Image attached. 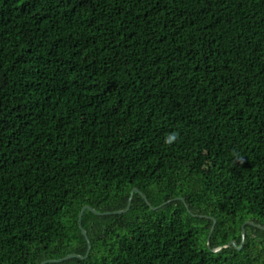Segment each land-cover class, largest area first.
<instances>
[{"label":"trees","instance_id":"obj_1","mask_svg":"<svg viewBox=\"0 0 264 264\" xmlns=\"http://www.w3.org/2000/svg\"><path fill=\"white\" fill-rule=\"evenodd\" d=\"M84 206L48 264H264V0H0V264Z\"/></svg>","mask_w":264,"mask_h":264},{"label":"water","instance_id":"obj_2","mask_svg":"<svg viewBox=\"0 0 264 264\" xmlns=\"http://www.w3.org/2000/svg\"><path fill=\"white\" fill-rule=\"evenodd\" d=\"M134 193H139V194L144 198L146 204H147L148 206L151 207V205H150V203L148 202L147 198H146L142 193H140V191H139L137 188H134V189L131 191L130 197H129V199H128V204H127V207H126L125 210L115 211V212L102 213V215H109V214L121 215V214L126 213L127 211H129L130 206H131V203H132V198H133ZM178 199L184 202L183 198H178ZM151 208H152V207H151ZM86 209L91 210L89 207L84 206V207L82 208L80 214H79V217H78L79 228L81 229V232H82L83 236L85 237V239H86V241H87V244H88V249H87V252H86L85 256H80V255H78V254H76V253H72V254H68L67 256H65V257H63V258H61V259H56V260H45V261H43L41 264H48V263H61V262L67 261V260H69V259H86V258L88 257V255H89V253H90V249H91V243H90V241H89V239H88V236H87L86 230L83 229L82 226H81L82 216H83V213H84V211H85ZM152 209H153V208H152ZM97 214H101V213H97ZM215 223H216V222H214L213 227H212V229H211V231H210V234H209V237H208V246H209V240H210L211 235H212V233H213V229H214ZM244 237H245V231L242 230V244H241V245H243ZM233 244H234L233 242H230L228 245H233ZM238 249H240V248H238ZM218 250H220V248H217V249L213 250V252H216V251H218Z\"/></svg>","mask_w":264,"mask_h":264},{"label":"clouds","instance_id":"obj_3","mask_svg":"<svg viewBox=\"0 0 264 264\" xmlns=\"http://www.w3.org/2000/svg\"><path fill=\"white\" fill-rule=\"evenodd\" d=\"M178 139V133H172V134H169L166 138H165V144L167 145H171L173 144L174 142H176Z\"/></svg>","mask_w":264,"mask_h":264}]
</instances>
